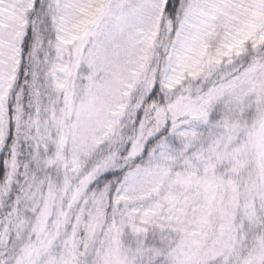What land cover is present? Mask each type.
<instances>
[{
	"label": "snow or ice",
	"instance_id": "snow-or-ice-1",
	"mask_svg": "<svg viewBox=\"0 0 264 264\" xmlns=\"http://www.w3.org/2000/svg\"><path fill=\"white\" fill-rule=\"evenodd\" d=\"M0 264H264V0H0Z\"/></svg>",
	"mask_w": 264,
	"mask_h": 264
}]
</instances>
